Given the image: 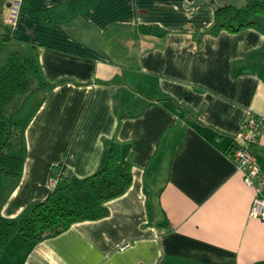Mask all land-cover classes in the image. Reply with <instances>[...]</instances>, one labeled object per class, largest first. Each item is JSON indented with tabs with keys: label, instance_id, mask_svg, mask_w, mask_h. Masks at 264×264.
<instances>
[{
	"label": "crops",
	"instance_id": "0c3cea01",
	"mask_svg": "<svg viewBox=\"0 0 264 264\" xmlns=\"http://www.w3.org/2000/svg\"><path fill=\"white\" fill-rule=\"evenodd\" d=\"M9 2L0 0V67L36 53L49 85L28 100L23 173L4 180L0 215L44 201L58 165L94 175L112 141L133 182L106 218L39 243L18 234L0 264H264L256 193L228 153L248 115L264 117V21L210 32L218 7L246 0H20L15 26L3 23Z\"/></svg>",
	"mask_w": 264,
	"mask_h": 264
},
{
	"label": "trees",
	"instance_id": "16d2710c",
	"mask_svg": "<svg viewBox=\"0 0 264 264\" xmlns=\"http://www.w3.org/2000/svg\"><path fill=\"white\" fill-rule=\"evenodd\" d=\"M259 21H264V0H246L243 6L227 4L215 10L210 32L236 34L257 28ZM136 29L143 35H167L158 25H138ZM48 85L36 53L29 57L11 53L0 67V194L4 180H19L24 168V125L15 117L34 93ZM234 148L231 142L229 155ZM64 173L68 177L28 213L15 219L0 215V259L18 234L39 243L65 233L74 224L106 218L110 214L107 203L124 195L133 182L132 165L124 162L123 148L117 141L108 145L104 165L94 175L76 179L64 165H58L52 177Z\"/></svg>",
	"mask_w": 264,
	"mask_h": 264
},
{
	"label": "built area",
	"instance_id": "2783aa9c",
	"mask_svg": "<svg viewBox=\"0 0 264 264\" xmlns=\"http://www.w3.org/2000/svg\"><path fill=\"white\" fill-rule=\"evenodd\" d=\"M20 7V0H10L7 5L4 24L15 26ZM1 26V24H0ZM264 131V117L248 115L241 131L234 138V151L230 155L237 168L242 172L244 183L255 190L256 196L250 210V218L264 222V168L260 166L255 148L261 142ZM264 143V140L262 139ZM52 177V185L56 187L62 178Z\"/></svg>",
	"mask_w": 264,
	"mask_h": 264
},
{
	"label": "rangeland",
	"instance_id": "374dc122",
	"mask_svg": "<svg viewBox=\"0 0 264 264\" xmlns=\"http://www.w3.org/2000/svg\"><path fill=\"white\" fill-rule=\"evenodd\" d=\"M135 34L134 36H130L129 40H128V44L130 47H135L136 45V40H135ZM126 44V43H125ZM124 42L123 44L118 45L119 47H121L122 45H125ZM36 103L32 102V101H27L26 104L24 105L23 109L16 115L15 119L19 120V121H25L28 116L31 114V112L34 110Z\"/></svg>",
	"mask_w": 264,
	"mask_h": 264
}]
</instances>
